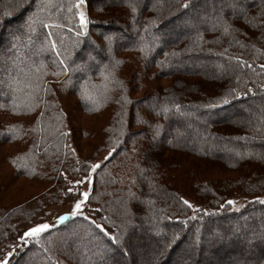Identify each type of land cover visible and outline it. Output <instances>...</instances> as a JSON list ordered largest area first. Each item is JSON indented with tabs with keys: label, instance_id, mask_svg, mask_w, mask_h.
<instances>
[{
	"label": "trees",
	"instance_id": "16d2710c",
	"mask_svg": "<svg viewBox=\"0 0 264 264\" xmlns=\"http://www.w3.org/2000/svg\"><path fill=\"white\" fill-rule=\"evenodd\" d=\"M233 2L191 0L188 8L180 9L183 0H114L116 10L105 7L107 17L93 0L79 7L77 0H50V6L49 0H0V56L17 43L25 45L23 59L52 31L60 51L71 53L70 65H87L84 72L45 76L51 91L41 90L35 99L25 87L37 82L32 76L21 74V82L12 85L20 90L13 92L0 66V145L18 146L6 156L12 175L34 180L37 187L46 184L44 190L63 195L64 203L72 201V206L83 200L76 216L68 211L50 219L38 217L28 227L14 223L21 212L8 216L0 205L1 235L10 232L17 240L35 224L50 225L38 238H26L27 243L19 239L15 248L6 245L0 259L13 252L9 264H135L130 250L140 244L149 254L141 264L173 261L180 246V257L171 264L206 259L207 264H264V204L259 203L264 200V0H236V8ZM77 12L88 20L82 36L77 35ZM34 17L33 33L29 21ZM40 20L56 26L44 29ZM150 20L155 24L149 25ZM89 54L95 59L89 60ZM52 55L44 52L32 59L36 65L44 62L51 73ZM112 61L121 63L112 75L102 74ZM21 67L35 73L27 63ZM113 76L123 87L111 82ZM69 77L72 83L65 85ZM82 85L91 99H81ZM140 89L144 94L136 96ZM222 98L228 102L221 103ZM68 110L102 121L106 117L101 140L116 143L106 141L109 153L83 163L74 158L70 120L75 115ZM79 131L90 136L83 127ZM168 150L170 155H164ZM92 164L98 167L92 169ZM66 173L87 177L85 187L72 178L67 182ZM61 216L65 219L58 222ZM232 219L241 225L229 229L230 235L213 231ZM256 219L262 227H256ZM163 247L166 256L159 261L151 254Z\"/></svg>",
	"mask_w": 264,
	"mask_h": 264
},
{
	"label": "rangeland",
	"instance_id": "374dc122",
	"mask_svg": "<svg viewBox=\"0 0 264 264\" xmlns=\"http://www.w3.org/2000/svg\"><path fill=\"white\" fill-rule=\"evenodd\" d=\"M113 2L114 0H93V5H96L98 3L99 5L101 4L100 10L105 11V7H106L108 11L110 9H112L111 11H115L116 8L112 7ZM170 12L168 10L165 13L164 12L161 14L159 13L156 19H161V17L165 16L167 13H170ZM172 12H173V9H172ZM104 15H107L108 17L109 13L106 14V11H105ZM110 22L112 23L114 21L111 20ZM12 29H13V24L7 27V30L9 32ZM159 81L163 85L171 84V80L169 79H166V80L158 79L157 82ZM180 86L182 87L183 85L179 83L177 87L180 88ZM141 94H144V89H140L136 91L135 93L136 96H140ZM188 95L189 94H187L186 97H188ZM189 97L198 98L199 96H189ZM68 112L70 114L72 113V116L75 115V119H76L75 120L73 116V121L70 120V125L72 126V129L74 130L75 140L73 141L76 144V148L75 149L72 148V154L74 158H76L77 161H80L83 163L85 162V160L89 158H92V157L99 158L100 156L106 155L107 153L110 152L111 149L105 144L107 140H104V138L101 140V137L104 136V133H102L103 132L102 127H103L104 122L106 121V117L103 118V121H102L101 119H98L93 116L82 115V113L78 111H74L73 113V111L68 110ZM243 115H246V113H244ZM240 121H242L241 118L238 120V124H242ZM81 127L85 128L87 131L90 132L89 137H84L81 135L79 131ZM63 138L66 139L67 138L66 135H63ZM107 143L113 144V145L116 144L110 140H108ZM17 147L16 145H11V144H1L0 145V182H4V186L0 187V205L4 206L6 210L8 209L9 211L8 216L10 215L14 216L21 212L19 215L15 217L14 223H18L19 227H22V226L28 227L29 225L33 224L32 222L38 217H41L42 219L43 217L45 219H50V217H55L57 214H62V213H67L68 211H72V207H73L72 201L64 203L63 198H62L63 195L58 196L60 194H56V193L50 194L52 192H48L49 188L44 190L46 187V184L44 185L42 184L37 187V184L35 183L34 180L12 175V172H11L12 170L10 169L8 165L9 163L6 159V156H8V154H11L14 150H16ZM39 149L41 148L39 147ZM169 153H170V150H168V152H165L164 155L166 154L170 155ZM212 164L216 165L217 162L214 161L212 162ZM65 172L67 171L65 170ZM236 175L237 173L235 172L231 176H236ZM66 176H67L66 178L67 182L72 178L73 183L80 188L85 187L87 183V180H86L87 177H84L81 174L80 175L77 174V176H75L74 178L69 173H66L65 177ZM263 197H264V193H263ZM238 199H242V198L239 197ZM34 201H38V202L34 204ZM242 201H237L236 204L239 205L241 204ZM28 204L34 207L33 208L29 207ZM36 210L38 211V213H36ZM258 212L261 214L263 213L259 210H256L255 213H258ZM256 220H257L256 227L257 228L262 227L263 223L261 221H258V219ZM238 223L239 222H237L235 219H232L231 221L226 222V224H224L225 225L224 228L214 227L213 231L218 232V233L224 231L225 234L230 235L229 229H232V231L233 229L234 230L237 229L241 225L240 223H239L240 225ZM248 224L246 223L245 226H247ZM251 234H253V232ZM10 235H11L10 232L9 234H5V233L3 235L0 234V252L4 251L6 245H9L10 247L15 248L14 246L16 242L19 241V238L17 237V240H16L14 236L12 237ZM210 236L211 235H209L208 237ZM181 248L182 246H180L178 248V251L174 253L172 257L173 261L176 260V258L180 257ZM165 249L163 247V249H160L159 252L153 253L151 255H153L154 258L158 257L160 261V259H162V255H163V259L166 256ZM146 254L149 255L148 252H146V250L144 249V247H142V245L140 244L134 245L133 249L130 250V255L132 257H135V264H141L145 259H148L147 258L148 256H146ZM173 261H170L168 263L162 262V264H171L173 263ZM207 262L209 261L206 259L204 261H201V263L200 261H198L195 264H207ZM238 262H241V263H238ZM16 263L21 264L19 260ZM237 264H247V263L239 260L237 261Z\"/></svg>",
	"mask_w": 264,
	"mask_h": 264
},
{
	"label": "snow or ice",
	"instance_id": "6c2138e0",
	"mask_svg": "<svg viewBox=\"0 0 264 264\" xmlns=\"http://www.w3.org/2000/svg\"><path fill=\"white\" fill-rule=\"evenodd\" d=\"M84 2V0H77V7H79L80 4H82ZM191 0H183V3L179 4V8L180 9H186L190 6ZM49 6H50V0H49ZM233 8L237 7V3L236 0H234L233 4H232ZM39 11H44V8L41 7L38 9ZM133 12L136 11L135 7H133L132 9ZM241 11H243V9H241ZM264 14V13H262ZM77 16L79 17V24H80V29L77 33L78 36H82L85 33V27L88 23V20L86 19L85 15L83 12H77ZM217 20H219V17H217ZM35 23H37L36 18H32L29 21V30L31 32H35L36 29L33 25H35ZM39 23L42 25V27L44 29H49L51 27H55V22H51V23H46L42 20L39 21ZM226 23V22H225ZM155 21L154 20H150L149 21V25H154ZM149 25H146V27H148ZM225 31L228 30V27L226 26ZM14 40H19V37H14ZM29 44L32 43L31 38H29ZM62 43V42H61ZM25 47V45H20L17 43H12L11 47L5 50V53L0 56V66H3V70L6 72L7 77H8V87H11V91L16 92L19 91V88L16 87H12V85L15 84H19L21 81L20 79H18V77L21 74H24L26 76H32L35 81H37L36 83H28L25 85V87L31 88L32 91L30 93H28V96L32 97L33 99H35V96L37 93H39L41 90H43L45 93H48L51 91L50 87L48 86L47 81L44 80V77L51 74L52 76L55 77H59L61 76L62 73H70V72H84L87 70V65L86 64H73L70 65L68 63V58L71 56V53L68 52V49L65 48L64 49V53H67V55H64L60 49L57 46V42L53 39V33L52 31H48L46 34V37L44 39L43 42H41L39 48L37 50H35L34 52H32L31 55H24L23 59H21V49ZM13 50L14 53L13 54ZM143 51V49H141ZM44 52H50L52 53V57H51V64L53 65V67L55 68V71H52L51 73H49L48 71H46L47 65L44 62H41L39 65H36L35 62L33 61L32 57L33 56H39ZM167 55V53H166ZM173 55H175V53H173ZM89 60L95 59L94 57L91 56V54H89L88 56ZM239 59V58H237ZM27 63L28 65H31L32 67H35V73H32L30 70H26L24 67H21V65ZM119 63H121V61H112L110 63V65H105L104 68L102 69V74L107 73V75H112V72L114 70V68L116 67V65H118ZM241 65L242 66H247V67H251V65L247 64V62L245 61H241ZM260 67L262 69H264V64L260 65ZM13 70H15L16 75H12ZM105 79H107V76L105 77ZM112 83H115L116 85L123 87V84L121 81L116 80L113 76V80L111 81ZM65 85H69L72 83L71 81V77H69V79L64 81ZM0 84H4L3 80H0ZM262 88H264V85H261ZM105 91H108V87L107 85H105ZM233 92L235 91V89L232 90ZM248 92H252V89L249 88ZM80 97L82 100L85 99H91V94L88 92L87 88L84 87L83 85L81 86V91H80ZM0 95H4V93L2 91H0ZM237 96L241 95L240 93L236 94ZM125 99V102L127 103V99ZM221 103H227V99L222 98ZM209 106H214V105H209ZM175 107L178 109L179 105H175ZM164 112H167L168 109L164 108L163 109ZM262 116L261 119L262 121H264V108H262ZM63 135H67V133H63ZM237 155H240L239 153H237ZM92 169H96L98 167L97 164H92L91 165ZM84 198L88 197V193L85 192L82 194ZM183 203L185 205H188L189 207H192L191 204H189V202L187 200H184ZM227 204L230 205H234L235 202L232 200H228L226 202ZM259 203L264 204V200H260ZM83 204V200H77L75 205L72 208V211L70 213V215L72 216H76L78 214V212L81 209V206ZM221 207H223V205H221ZM65 219V217L61 216L58 217L57 220L58 222L60 220ZM92 223L95 225V227L97 229H99V231L101 233H103L104 236L109 237V232L105 230V228L100 225V224H96L95 221H92ZM50 227L49 224L47 223H39V224H35L34 226L28 228L23 235H21L19 237V239L21 241H23L24 243H27L28 240L26 238L29 237H39L41 233H44L46 230H48ZM109 239L112 240L113 243H116V238L115 237H109ZM13 255V252H8L5 254L3 259H0V264H9V257H11Z\"/></svg>",
	"mask_w": 264,
	"mask_h": 264
}]
</instances>
